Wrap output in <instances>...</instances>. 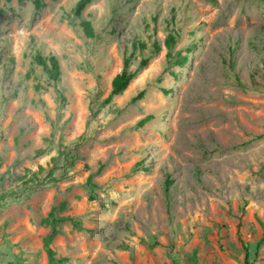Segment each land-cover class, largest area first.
<instances>
[{
	"label": "rangeland",
	"instance_id": "1",
	"mask_svg": "<svg viewBox=\"0 0 264 264\" xmlns=\"http://www.w3.org/2000/svg\"><path fill=\"white\" fill-rule=\"evenodd\" d=\"M77 1L0 0V264H264V0Z\"/></svg>",
	"mask_w": 264,
	"mask_h": 264
},
{
	"label": "trees",
	"instance_id": "2",
	"mask_svg": "<svg viewBox=\"0 0 264 264\" xmlns=\"http://www.w3.org/2000/svg\"><path fill=\"white\" fill-rule=\"evenodd\" d=\"M19 1H23V0H19ZM35 4V6H39L41 0H32ZM92 0H78L75 4L74 7V12L76 14H79L81 12V10L91 2ZM81 25L83 27L84 33L86 34V36L88 37H93L94 36V32H93V28L92 25L90 23V21L88 20H82L81 21ZM176 42V37L173 34H168L164 40V44L167 48V57L169 58H173V61L175 64L177 65H183L186 57L185 56H181L179 55V53L176 54V56H174L172 54V49L173 46ZM141 48H144V43H141L140 45ZM160 45L158 42H153V48L151 50V55H155L160 51ZM151 55L142 57L138 63V66L135 70H128V66H129V58H125L124 60V67L122 69V71L118 74H116L112 80H111V90L109 95L105 98L104 102H109V100H111V98L115 95L120 94L123 90L126 89V87L128 86L129 82L131 81V79L135 76L136 72L138 69L143 68L147 65L149 58L151 57ZM34 60L36 61L37 64L41 65L43 67L44 70L47 71L48 75L52 78L57 80L59 77V64L58 61L56 59L55 56H50V57H44L39 53H36L34 56ZM263 79H264V69H263ZM149 117V116H148ZM147 118H144L142 120H140L139 124H142L146 121ZM42 168L40 167V170ZM5 197V195H1L0 198L3 199ZM63 206V205H62ZM59 220V218L54 217L51 219L50 224H51V231L49 232V234L46 236L45 238V242H44V246L46 248V252H47V256H48V261L49 264H52L53 262H55V253L53 248L51 247V241L52 238L55 236V234H57L58 232V228L55 227V223ZM264 239V236L260 239V241H258V245L262 242V240ZM244 245V249L246 250V254L244 257V264H249L248 261V249L247 246L245 244Z\"/></svg>",
	"mask_w": 264,
	"mask_h": 264
}]
</instances>
